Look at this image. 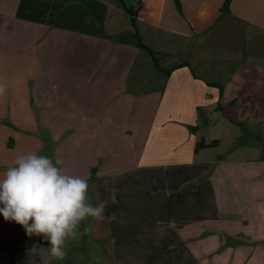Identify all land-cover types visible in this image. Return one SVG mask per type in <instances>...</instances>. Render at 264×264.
Instances as JSON below:
<instances>
[{
	"label": "crops",
	"instance_id": "1",
	"mask_svg": "<svg viewBox=\"0 0 264 264\" xmlns=\"http://www.w3.org/2000/svg\"><path fill=\"white\" fill-rule=\"evenodd\" d=\"M0 83V174L87 179L103 264H264V0H0ZM49 247L0 215V264Z\"/></svg>",
	"mask_w": 264,
	"mask_h": 264
},
{
	"label": "clouds",
	"instance_id": "2",
	"mask_svg": "<svg viewBox=\"0 0 264 264\" xmlns=\"http://www.w3.org/2000/svg\"><path fill=\"white\" fill-rule=\"evenodd\" d=\"M5 91L0 83V96ZM0 205L6 221L21 225L28 236L47 240L55 260L65 258L69 240L91 231L85 221L104 219L105 209L104 202H93L87 179L65 173L51 158L34 151L18 155L0 174Z\"/></svg>",
	"mask_w": 264,
	"mask_h": 264
},
{
	"label": "rangeland",
	"instance_id": "3",
	"mask_svg": "<svg viewBox=\"0 0 264 264\" xmlns=\"http://www.w3.org/2000/svg\"><path fill=\"white\" fill-rule=\"evenodd\" d=\"M84 223L87 224V221ZM83 232V225L81 226ZM78 235L74 240V246H71L63 262L57 264H66L64 261H77V264H103L104 250L97 244H92L87 240V233Z\"/></svg>",
	"mask_w": 264,
	"mask_h": 264
},
{
	"label": "trees",
	"instance_id": "4",
	"mask_svg": "<svg viewBox=\"0 0 264 264\" xmlns=\"http://www.w3.org/2000/svg\"><path fill=\"white\" fill-rule=\"evenodd\" d=\"M138 47L141 48V49H146L145 47H143L141 44L138 43ZM151 55H153L154 57V53L148 49H146ZM215 146V143H209V144H204L203 142L199 143L197 145V148H209V147H213ZM83 238H85V235L83 234Z\"/></svg>",
	"mask_w": 264,
	"mask_h": 264
}]
</instances>
